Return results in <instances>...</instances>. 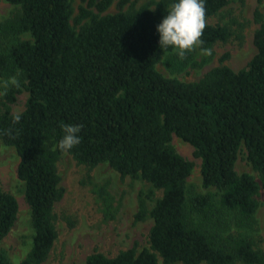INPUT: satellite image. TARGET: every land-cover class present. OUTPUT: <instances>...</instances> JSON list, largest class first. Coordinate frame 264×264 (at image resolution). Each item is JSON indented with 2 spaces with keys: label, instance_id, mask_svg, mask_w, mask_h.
I'll list each match as a JSON object with an SVG mask.
<instances>
[{
  "label": "trees",
  "instance_id": "1",
  "mask_svg": "<svg viewBox=\"0 0 264 264\" xmlns=\"http://www.w3.org/2000/svg\"><path fill=\"white\" fill-rule=\"evenodd\" d=\"M7 1L20 13L0 23V34L29 38L0 41V79L9 84L0 140L19 156L17 177L33 234L19 261L0 246V264H41L48 257L57 236L54 205L63 195L56 165L63 153L88 167L106 162L121 177L161 190L150 209L141 197L135 214V220L147 214L153 220L148 247L114 256L94 251L85 264H160L158 256L162 264H264V248L253 238L255 213L264 203V14L254 11L255 53L244 68L222 63L226 52L219 65L186 82L164 76L156 64L166 55L173 72L196 67L198 52L211 49L206 61L216 43L242 31L237 20L207 23L229 0H205L204 43L183 57L159 46L156 25L172 0L104 14L112 0H82L74 17L72 0ZM22 90L28 93L25 108L14 121L10 104ZM65 123L82 125L81 141L61 151ZM173 135L200 159V188L189 186L194 163L176 151ZM242 146L258 177L235 170ZM17 211L16 198L0 187V244Z\"/></svg>",
  "mask_w": 264,
  "mask_h": 264
},
{
  "label": "rangeland",
  "instance_id": "2",
  "mask_svg": "<svg viewBox=\"0 0 264 264\" xmlns=\"http://www.w3.org/2000/svg\"><path fill=\"white\" fill-rule=\"evenodd\" d=\"M156 1L158 0H129L121 6L120 0H112L102 14L125 11L130 7L153 8ZM85 3L82 0H72V17L77 14L78 7ZM256 9L264 14V0H229L225 7L208 17L207 23L231 24L233 20H237L238 23H243L242 31L237 28L236 34L227 42L216 43L213 54L206 61L205 53L198 52L196 59L201 63L196 67L188 66L180 72H173L165 65L164 55L156 64V69L166 77H176L186 82L196 81L210 68L219 65L221 56L226 52L229 57L222 63L236 71L244 68L255 53L253 35L257 24L253 21V14ZM92 10L97 11L94 8ZM19 13V5L0 0V23L15 18ZM235 27L236 25L233 26ZM237 33L241 35L238 36ZM27 38L28 33L6 38L0 34V41L4 43ZM8 85L7 80L0 79V111L3 110V93ZM27 96L26 90L16 95V101L10 104L12 113H19L25 108ZM171 144L178 153L194 163L188 184L190 187L200 188L201 161L194 156L193 147L175 135L172 136ZM18 163L19 156L15 148L0 140V187L11 193L18 204L16 221L0 246L5 247L16 261L23 259L30 250L33 234L30 209L24 198V185L17 177ZM56 165L63 189L62 197L54 205L57 236L48 257L41 264H85L86 257L94 251L114 256L123 249L135 247L140 250L148 247V234L153 220L148 214L142 220H135V214L141 197L145 199L147 209H150L160 197L161 190L152 188L150 183L140 178L130 175L121 177L106 162L88 167L77 163L70 154L63 153ZM235 170L258 177V173L247 160L243 146L238 153ZM255 217L257 224L253 230V238L258 247L264 248L263 202L260 203ZM158 260L162 264L160 256Z\"/></svg>",
  "mask_w": 264,
  "mask_h": 264
},
{
  "label": "clouds",
  "instance_id": "3",
  "mask_svg": "<svg viewBox=\"0 0 264 264\" xmlns=\"http://www.w3.org/2000/svg\"><path fill=\"white\" fill-rule=\"evenodd\" d=\"M206 26L205 0H172L170 9L156 25L159 33V46H171L179 56L183 57L186 51L202 45L201 39ZM210 53L211 49H202ZM12 83L15 80L12 79ZM14 121L21 119V114L13 115ZM81 124H63V135L57 143L61 151H68L81 141L79 135Z\"/></svg>",
  "mask_w": 264,
  "mask_h": 264
}]
</instances>
